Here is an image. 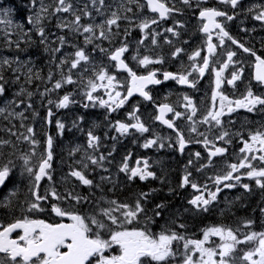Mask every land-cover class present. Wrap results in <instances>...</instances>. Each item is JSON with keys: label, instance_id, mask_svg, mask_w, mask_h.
<instances>
[{"label": "flooded vegetation", "instance_id": "af4514ba", "mask_svg": "<svg viewBox=\"0 0 264 264\" xmlns=\"http://www.w3.org/2000/svg\"><path fill=\"white\" fill-rule=\"evenodd\" d=\"M118 1L121 0H113V3L117 4ZM122 1V10L117 12L120 19L117 21L116 25L111 27L110 31L113 32L114 27L117 26H133L139 29L138 34L140 36V40L135 42V50L124 54V61L128 67L137 73V75H147L149 70L155 71L161 83L159 85H148L145 89L151 99L145 100L142 96H134L126 100L123 107L110 112L98 102L99 99L108 100V96L105 94V89L103 87L93 93V97L97 98L96 103L91 102L90 105V102L86 100L87 96L85 95L90 90L88 81L90 79L94 80V73L104 68L108 74L117 78L119 84L124 85L123 87L118 86L116 89L120 91L123 96L127 94L126 86L129 80L127 72L116 71L115 68H109L105 63L99 60L90 63V67L80 68V71L72 69L74 84L71 92L75 98L72 100V106L68 111L74 115L90 118L87 127L78 131V136L88 139V133L91 131L93 135L99 138L98 142L101 138L105 137L112 140L113 144L117 145V147L114 148V150H116L114 153H111L109 151L110 149L92 151L94 148L85 150V148L80 145L76 146L80 153L92 151L89 157L98 161L95 165L89 164L88 167L90 172L88 177L92 181V185L85 191V196H80L78 195V190L83 184L71 175L69 178L66 177L65 173L67 172L65 171L68 169H62L60 166L63 147L60 128L57 127V122L60 123V109L54 108L52 125L48 131H45L44 119L46 101L44 100L43 93V71H15L17 76L21 75V80L30 88V91L25 87L21 88L20 85L17 84V89L14 93H8L10 98L5 108L8 109L9 115L3 114V105L1 104L0 106V142H7L0 144V168L7 165L10 169L4 183L0 185V223L7 224L13 222L17 218H22L23 215H28L30 218L45 219L46 221L60 220V217H56L55 214L52 213V204H57L62 209L77 212L81 215H96L97 210L92 209V200L93 198L99 197L98 193L103 199H106V206L103 208L109 206L107 201L110 200L128 203L134 207L141 193H147V197L141 200L144 206V212L140 215L139 224L134 221L133 225H128V227H144L145 219L147 217H152L155 212H160V215H162L164 219L170 220L168 222L170 225H173L178 219L171 210H168L170 208L166 209L165 213L162 211L163 207L172 203V197L174 201L182 204L180 212L183 213L184 206L187 207L189 200L196 195L203 194L207 197L210 190H204V186L215 185L217 187L214 177L220 175L222 170H230L228 167L230 164L219 162L217 156L212 157L211 163L209 164L208 150L200 147L201 140L210 134V131H208L209 129L205 126L208 123H201V121L207 112L213 109L212 92L215 89L218 93H222L229 99L235 100L246 95L249 88L254 95H258L260 91L262 96H264V89L253 81L255 57L243 52L241 48L232 44L231 40L227 38H225V43L220 45L219 29H212L210 31L212 43L215 45V48L214 52L209 54L207 47L209 34H204L201 31L205 21L200 19L199 12L202 7H215L220 11L226 12L227 15L232 16V20H227L226 17H217L216 19L218 23L223 25L229 35L235 38L240 44L253 49L257 55L264 57V22L254 19L256 14L260 11H264V0H238L236 8H232L230 3H220V0H189L188 5L183 3V0H159L168 8L172 9L165 19H161L156 15L149 14V16H147L148 9L144 0ZM0 2H2V0H0ZM108 4L111 5V2L109 1ZM111 16L112 15L107 14V19H110ZM153 19L157 22L151 23ZM145 21L149 23V27L145 29L148 31V34L143 36L140 32L139 25ZM169 28L173 29V31H167ZM152 30H155L160 35L157 37L155 44H153L154 36ZM177 48L182 49V51L173 55ZM229 50L236 52V56L233 57L235 63L229 64L228 68L224 70L221 76V86L219 89H216V78L214 72H212V68L219 70L222 63L227 60V51ZM196 51L200 52V56L196 57L195 61L190 60L189 57ZM144 56H148L152 59H160L163 62L160 64L141 66L138 60L142 59ZM204 56H209V68L205 70L203 77H201L198 72L193 71L192 65L195 62L199 66H203ZM133 57H137V59H133ZM240 68L243 69V74L240 79L236 80L234 85H229L227 80L231 79L232 72ZM164 71L171 72L177 76L181 74L186 75L191 72L192 75L188 78L190 81H195V87H191L192 90H189L186 87H182L177 80L169 79L165 81L163 78ZM96 82L98 84L100 83L98 80ZM32 96H34V100L31 102L30 98ZM185 96L192 101V105L196 108L195 115H192L191 107H185L187 104V101L184 99ZM83 97L85 98L83 99ZM49 100L50 96L47 101ZM51 101L55 107V103L57 102L55 94ZM162 104H168L173 108V112L165 113L164 118L170 120L174 124V127L182 132L186 141H189L183 153L179 150L176 132L170 128L161 126V122L156 119V117L160 115L159 106ZM29 105H31V107H29ZM18 106L22 107V112L16 111ZM219 106L220 100L219 96H217L215 109L218 110ZM262 107L264 108V105H262ZM136 109H138V111ZM175 112L181 113V116L176 117ZM129 113H134V116H138L140 122H142L149 131L140 133L135 128H130L128 133L121 134L118 132L116 130L118 121L126 124L136 123V120L129 116ZM190 115H192L191 121L188 120V116ZM261 115L263 116L264 113ZM244 116L247 117L248 112L240 108L231 114L226 113L221 117V120L233 126L242 122ZM254 122L250 127L255 128L256 122ZM210 123L214 124L215 122L211 121ZM245 123L239 128L240 132H246L245 130H248L243 127ZM198 124H200L199 126H202V128H199L197 126ZM262 124L264 129V123ZM193 127L196 128V132L192 131ZM29 128L33 129L31 133L28 132ZM214 132L219 133L218 130L213 131V133ZM47 136H50L53 141V158L51 168L48 170L52 179L50 181L47 176L42 178L39 194L43 196L46 191L55 188L62 198L60 200H53L51 195H48L47 200L40 202L45 211L36 212L34 210L28 213L26 211L28 203L35 199L30 191L34 179L27 172L23 158H28L30 162L29 166L33 167L34 172L38 171L40 161L46 158L44 152L45 139ZM25 137H27V139H25ZM157 137H159V140L156 144L149 148L143 147L147 140L156 139ZM32 141L36 143L33 144ZM100 144H102V142H100ZM161 144H163V147H161ZM196 152L201 154L199 158L195 156ZM33 153H35V155H33ZM101 157L104 159L100 160ZM125 157H128L127 163L130 169L137 167L143 168L144 161L147 160L149 164L147 170L154 173V178L147 177L145 180L141 181L139 176H137L129 180L128 176L130 172L126 174L120 171ZM10 160L12 161L11 164H9ZM137 161L140 162L139 165ZM202 165L204 167H202ZM251 165L256 168H264V162ZM74 170H76V168H74ZM188 173H190V183L181 187L180 185L183 182V177ZM246 173L242 174L236 172L233 174L234 176L238 175L241 178H246L245 182L249 185L248 190L233 191L234 195H232V197L237 196L245 199L242 200V202L240 201L239 204L236 205L237 207L234 206V211V207L230 208L229 213L232 215L233 222L228 223L230 226L229 228H224L223 226L216 227H221L226 231L231 230L239 240L244 241L243 243L236 244V246L245 245L247 251H250L253 250L254 242L247 241L246 236L252 233V219L246 218L241 222L242 220L235 218V215L237 211L240 212L241 208L251 213V204L255 203L254 214L258 212L256 216L259 214L263 217L264 188L259 187L255 179H248ZM93 175H96L98 179H93ZM174 175H176V177L173 179ZM191 182L198 184L200 188L199 192L191 187ZM219 186L221 187V192H225L224 185L221 184ZM167 190L173 191L175 194H168L166 193ZM214 191H216V189L212 190V192ZM69 193H71L72 198H66ZM124 193H127V198H123ZM185 193H189L191 197L189 200V196L187 199L183 198ZM252 195H255L254 198H250ZM77 196L80 197L79 202L75 199ZM162 199H164L163 202L165 203L162 202ZM211 203H213V201ZM5 204L8 206L4 207L3 205ZM244 204H246L245 207L243 206ZM158 205H163V207L158 208ZM224 205L228 206V201H226ZM167 213L173 218L168 219L166 216ZM211 214L213 213H200L201 216H208ZM220 214L221 213H215L216 216ZM117 215H119V213H117ZM64 222L70 221H67L65 218ZM161 222V218L156 216L155 222L148 225L149 229L154 233H159L162 228V226H160ZM218 224L223 225L224 223L220 222ZM209 227V225H206L204 228H200L199 231L194 233V236H199V239H202L203 230ZM168 229L186 238H190L189 233L178 230V227L176 228L173 226ZM12 238H16V233L12 234ZM215 242L214 247L221 242L220 238L216 237ZM172 248L177 255L174 260L170 259L168 264H182V253L184 250L183 241H174ZM217 251H219L218 247ZM3 255L4 254H0V256ZM198 257L199 253L196 254V258ZM243 257L241 253L233 249L229 256L225 257V260L228 264H243L244 262H248L244 260ZM217 260H219V256H217Z\"/></svg>", "mask_w": 264, "mask_h": 264}, {"label": "snow or ice", "instance_id": "6c2138e0", "mask_svg": "<svg viewBox=\"0 0 264 264\" xmlns=\"http://www.w3.org/2000/svg\"><path fill=\"white\" fill-rule=\"evenodd\" d=\"M95 2V0H94ZM101 5H103V0H100ZM186 5L189 4V0H183ZM220 3L231 4L232 8H236L238 5V0H220ZM147 5L152 12H158L160 18H166L168 13L172 9L168 8L164 3L159 2V0H147ZM72 8L71 4H65V0H59V6L56 8V12H69ZM42 11H47V9H41ZM130 10V9H129ZM7 10H5V15H7ZM85 15H88L85 12ZM199 17L203 23L201 31L208 35V52L212 54L214 52L215 45L212 43V37L210 35L211 29H219V41L220 45L225 43V38L231 40L232 44L241 48L243 52L248 53L250 56L255 57V80L260 84L264 85V57L257 55V53L243 44H240L235 38L229 35L221 23L217 22V17H226L227 20H232L233 17L227 15L226 12L220 11L215 7H202L199 12ZM40 15L37 14L35 21L29 18V23H40ZM80 16L76 15L73 24L76 25V31H79L80 27ZM120 17L116 12L112 13L110 19L106 21L108 29L110 31L113 25L117 24ZM254 19L264 22V11H260L254 16ZM157 21L153 19L151 23H156ZM0 23L10 24L9 20H2ZM59 27H68V25H58ZM100 37H105L104 26L99 25ZM140 30L143 32L149 27L147 21L142 22L140 25ZM71 30V29H70ZM93 27L91 25L83 26L84 33H93ZM167 31L172 32L173 29L169 28ZM38 34L41 37V43H44V30L40 28ZM92 37H86V43H91ZM61 45L65 43V37H59ZM156 40L153 39V44ZM54 51H60L59 48L54 49ZM102 51H104L102 49ZM127 51L126 46L119 47L116 51L110 54V59L115 61V67L119 70L127 72L129 78L127 82V94L123 95L120 91L116 90L117 87H123L124 85L117 82V78L113 75L108 74L106 69L101 68L98 72H95V79H90L88 85L90 90L86 93L88 100L94 101L93 93L97 92L99 88L103 87L105 89V94L108 96V100L99 99V104L102 107H106L110 112L115 111L118 108L123 107L125 101L133 96L134 93H138L145 100L151 99L148 92L145 91L148 85H159L161 80L157 78V73L155 71L149 70L147 75H137L130 67H128L124 61L121 59L122 54ZM182 49L177 48L173 55L181 52ZM75 59L71 61V68L75 69L80 64L81 61L87 62L89 57L81 49H78L74 53ZM200 56V52L196 51L192 56L189 57L190 60L195 61L196 57ZM236 56L235 51H227V60L222 63V66L217 70L212 68V72L215 74V84L216 89L221 86V76L229 64L235 63L233 57ZM137 59V57H133ZM68 62L65 59H61L60 64L63 65ZM141 66H147L149 64H160L163 61L160 59H152L148 56H144L142 59L138 60ZM4 64H8V60L3 61ZM193 71L198 72L201 77H203L205 70L209 68V56L203 57V66H199L195 62L192 65ZM243 74V69H236L232 72L231 79L227 80L229 85H234V82L240 79ZM192 73L189 72L186 75L181 74L179 76L164 71V80H177L181 85H188L189 87H195V81H190L189 76ZM2 79V77H0ZM100 81L98 84L96 81ZM67 83H73L71 75L66 78ZM106 82V83H105ZM62 87V83L57 81L54 85L55 89ZM5 91L4 87L0 85V94ZM30 95V94H29ZM219 96L220 106L219 109H215V102ZM184 99L187 101L185 107H191L192 115H195L196 108L192 105V101L185 96ZM213 109L209 110L204 116L201 123H210L214 121L216 125H221V117L223 115L231 114L237 109L243 108L247 112H253L256 110L258 105H264V96L254 95L252 90L249 88L247 94L240 99H229L226 95L218 93L215 89L212 92ZM49 104L52 103L51 100L48 101ZM69 102V96L65 95L57 104V107H66ZM31 107V105H29ZM138 111V109H136ZM173 112V108L168 104H162L159 106L160 115L156 117L161 123L172 128L176 132L177 143L179 150L183 153L187 143L182 132L174 127V124L165 119V113ZM22 115V114H21ZM192 115L188 116V120H192ZM48 116H52V112H48ZM129 116L136 120V123L126 124L123 122H117L116 130L121 134L128 133L130 128H135L140 133L148 132L149 129L140 122L138 116H134V113H129ZM176 117H180L181 113L175 112ZM57 127L62 129L63 124L57 122ZM32 128L28 129L31 133ZM193 132H196V128H192ZM229 135L227 131L220 134L217 139L225 140ZM27 139V137H25ZM250 139L253 142L249 144L244 142L243 148L240 149L241 153L252 152L254 150V145L259 144L260 147L255 149L256 151L264 152V132L257 131L254 134L250 133ZM99 140L98 137L93 135L91 131L88 133V147L93 148L96 142ZM159 137L156 139L147 140L143 147L149 148L156 144ZM200 142V141H197ZM7 143L6 141L0 142V144ZM35 144V141H32ZM202 143L205 149L208 150L209 164L211 163V158L217 155H222L225 153L226 149L223 147H216L215 144L210 141L206 136L204 137ZM52 138L49 137L47 140V157L43 158L38 166V171H33V167L29 166L28 158L24 157V165L26 166L27 172L33 177L34 183L32 189H30L31 194L35 199L28 203L26 211L28 213L33 212H43L45 209L41 205V201H45L48 195H51L53 200H60L62 197L57 193L55 188L50 191H46L45 195L39 194L40 182L45 176L51 181L52 177L49 173L51 168L50 161L53 158L52 153ZM171 146V145H169ZM163 147V144H161ZM35 155V153H33ZM200 153L196 152L195 156L200 157ZM92 163L95 165L98 163L96 159L89 157ZM104 158L101 157L100 160ZM248 157L245 156L240 160L239 164L232 163L228 165L230 171H227L223 175H217L215 177V184L217 185L216 191H209L207 198L201 194L196 195L194 198L189 200V203L196 207L198 210L201 204L204 206L203 210L207 211V206L211 201H214L221 191L219 185L223 184L225 188L234 187L231 183H225L226 181H240V176H234L233 174L238 172L241 168H248L249 171L246 173L248 179H255L256 184L264 188V168H256L248 161ZM252 159H257L253 156ZM261 162H264V155L258 157ZM128 157H125L123 166L120 168L121 172L129 173V180L139 176L141 181L145 180L147 177H153L154 173L148 171L149 168L148 161H144L143 168H129L127 163ZM12 161H9L11 164ZM139 161L137 164L139 165ZM191 163V161H190ZM86 167V165H85ZM202 167H204L202 165ZM199 170V169H198ZM9 167L5 165L0 168V185L5 181V178L9 174ZM70 175L78 179L83 185L90 186L92 181L85 177L81 171L73 170ZM189 175L185 174L183 177V182L180 185L184 187L190 183ZM103 179V178H102ZM245 190L249 189L248 184L241 185ZM191 187L200 191L197 183L191 182ZM207 187V186H205ZM147 193H141L140 198L136 200L135 206L132 207L128 203H120L116 200L107 201L109 205L107 208H102L100 212L96 215H81L77 212L69 211L67 209H62L57 204H52L51 211L56 217H60V220H49L41 218H30L28 215H23L22 218H17L13 222L4 224L0 223V264H168L170 259H175L177 253L173 251L172 245L174 241H183V261L182 264H228L225 257L233 251L235 244L243 243L244 241L239 240L231 230H224L221 227H209L203 230L202 239H190L183 235L178 234L166 226H162L159 233H154L149 229V224L155 222V217L160 215V212H155L152 217H147L144 221V227L133 226L131 228L128 225H133L135 221L137 224L140 222V215L144 212V206L141 203L142 199L147 197ZM72 198L71 193L68 197ZM77 202H79L80 197H75ZM7 207L8 205H3ZM158 208H162L163 205H158ZM119 213V215H117ZM66 218L67 221L64 222ZM184 227V225H180ZM19 230V231H18ZM16 233V238H12V234ZM170 233V234H169ZM219 237L223 242L220 245L213 247L210 246V238ZM258 238V246L253 250L247 251L244 254L243 259L248 261L249 264H264V232L256 233L252 232L251 235L246 236L247 241H255ZM227 241H232L233 243H228ZM217 247L219 251H217ZM199 253V257L196 258V254ZM219 256V260L216 257ZM258 257V259H253V257Z\"/></svg>", "mask_w": 264, "mask_h": 264}, {"label": "bare ground", "instance_id": "6f19581e", "mask_svg": "<svg viewBox=\"0 0 264 264\" xmlns=\"http://www.w3.org/2000/svg\"><path fill=\"white\" fill-rule=\"evenodd\" d=\"M19 2L21 3V1L19 0ZM93 49H94V46H91ZM10 94H13L14 93V90H9L8 91ZM30 100H31V102L34 100V96H32L31 98H30ZM21 109V106H18L17 108H16V111L17 112H19V110ZM71 139L72 140H76V138H73V137H71ZM76 152H74L70 147H68V146H66V145H64L63 144V147H62V152H61V168L63 169V168H67V169H69V168H71V166L67 163V159L68 158H70V157H75V158H80L79 157V155L76 153ZM126 195H127V193H124V196H123V198H127L126 197ZM189 196V193H185L184 195H183V198L184 199H187V197ZM254 196L255 195H252V197H250V198H254ZM99 197H100V195H99ZM98 197V198H99ZM191 197L189 196V198H188V200L190 199ZM232 198H234V202H230V201H232L233 199ZM172 199L174 200V198L172 197ZM242 200H245L244 198H241V197H231V198H229L227 201H228V206H227V208H229V212H230V208H233L234 206H236V205H238L239 204V202L241 201L242 202ZM164 200L162 199V202H163ZM245 202V201H244ZM173 203H175V205L176 206H174L173 208H172V204ZM183 203V202H182ZM157 205V204H156ZM179 205H181L182 206V204L180 203V202H172L170 205H167V206H165V207H163V209H162V211H164V213L166 212V209H168V208H170V209H168V210H174V209H176V211H175V217H177V221L173 224V225H170V223L168 222V221H170V220H166V219H164L163 218V216L162 215H159L158 217H160L161 218V220H162V222H161V224H160V226H166L167 228H169V227H178L179 229L178 230H182V231H185L186 233H189V234H192V235H194V233L196 232V231H199L200 230V228H196V229H193V228H189V225L187 224V220H185V217H190V218H192L193 216H197V214H195V213H192L187 207H185V208H183L184 210H183V213H181L180 211H181V206H179ZM106 206V202L104 201V204L103 205H100V206H94L93 205V203H92V209H94V210H101L103 207H105ZM226 208V209H227ZM224 212V211H223ZM222 212V215L224 214ZM233 212V211H232ZM230 214V213H229ZM231 215V214H230ZM167 218L168 219H172L173 217L172 216H169V214L167 213ZM183 217V218H182ZM235 218H238V219H240V220H242L241 222H243L244 220H243V218H241V216H236L235 215ZM179 219L180 220H182L183 222H180L179 221ZM237 219V220H238ZM239 221V220H238ZM231 222H233V220L231 221ZM262 224V222L259 224V225H261ZM180 225H184V227H180ZM205 226H203L202 228H204ZM201 228V229H202Z\"/></svg>", "mask_w": 264, "mask_h": 264}, {"label": "trees", "instance_id": "16d2710c", "mask_svg": "<svg viewBox=\"0 0 264 264\" xmlns=\"http://www.w3.org/2000/svg\"><path fill=\"white\" fill-rule=\"evenodd\" d=\"M18 49H19V51H20V53L21 54H19V55H25V54H22V52H30V53H32V47L31 46H29V45H25V44H21V45H19L18 46ZM33 50H34V52H35V55L33 54L32 56L35 58V60H36V62H35V70L34 71H45V70H47V65H48V63H47V61L46 60H37V59H39L40 57L41 58H44V57H48V55H45V51H44V47H43V45L42 44H37V45H35L34 47H33ZM44 62V63H43ZM45 68V69H44ZM1 69H4V67H2ZM3 71H5V70H3ZM176 177V175H174L173 176V179ZM176 189V188H175ZM174 189V190H175ZM98 195H100L99 193H98ZM179 195V194H178ZM95 196H96V191H95ZM175 196V195H174ZM93 205L94 206H100V205H103L104 204V199L100 196L99 198H93ZM172 202H175L173 199H172ZM174 206H176L175 205V203H173L172 204V208L174 207ZM179 206H181V205H179ZM182 207V206H181ZM237 207V206H236ZM185 208V207H184ZM227 209H229V208H227ZM235 210V207L233 208V211ZM171 211H172V213L173 214H175V211H176V209H174V210H172L171 209ZM169 214V213H168ZM169 216H171L170 214H169ZM236 216L238 217V216H241V218H243V219H246V218H248V217H251L252 216V214L250 213V212H248V211H246L245 209L243 210V211H241V212H238L237 211V213H236ZM183 218V217H182ZM258 218V223L257 224H260L261 222H262V219L258 216L257 217ZM185 220H187V224L189 225V228H193V229H198V228H202L203 226H206L207 224H206V220H205V218H203V217H201V216H199V215H197V216H193L192 218H190V217H185ZM218 220L220 221V222H223V223H226V224H228L229 222H231L232 220H233V218H232V215H230L229 214V210H227V211H225L224 212V214H223V217H218ZM179 221L180 222H183L182 220H180L179 219Z\"/></svg>", "mask_w": 264, "mask_h": 264}, {"label": "rangeland", "instance_id": "374dc122", "mask_svg": "<svg viewBox=\"0 0 264 264\" xmlns=\"http://www.w3.org/2000/svg\"><path fill=\"white\" fill-rule=\"evenodd\" d=\"M46 9L49 10V7H46ZM77 12H79V10ZM29 13H30L29 15H31L34 12L32 11V9H30ZM44 13H45V11H44ZM33 16L36 17L35 16V13H34ZM69 16L70 15H62V16L57 17V18L60 20V24L61 25H68V26H70V25H72L73 21L71 22V19L68 18ZM45 21H48V19L43 15L42 23H44ZM48 23L51 24V21H48ZM50 26H53V25H50ZM70 29H72V28L71 27H59V26H56L55 27V31L56 32L51 33V35L49 36V38H47V40L45 41V46H46L47 50L49 52H50V49L52 50V54H53L54 58L57 57L56 55L58 53L62 54V55H59L58 56L61 59H63L65 56H68L70 54V50H69V48H70V41H68L70 39H69V37L68 38L65 37L66 35H70V33H71V30ZM31 33H32V31L29 30L28 34L30 35ZM60 36H64L65 37V43L63 45H61V43H60V40H59V37ZM56 48H59L60 51H58V52L57 51H54V49H56ZM63 54L65 56H63ZM23 61H26V60H23ZM27 62H31L30 59ZM20 68L21 67L19 66L17 69H15V71L18 70V69H20ZM19 112H22V107L19 110ZM166 193L172 194V195L175 194V192H173V191L171 192V191H168V190L166 191ZM232 199L233 200L230 201V202H234L235 201L234 198H232ZM163 203H165V202H163ZM262 223H263V220H262Z\"/></svg>", "mask_w": 264, "mask_h": 264}]
</instances>
